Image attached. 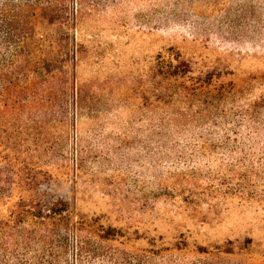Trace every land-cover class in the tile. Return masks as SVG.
<instances>
[{"label": "rangeland", "instance_id": "obj_1", "mask_svg": "<svg viewBox=\"0 0 264 264\" xmlns=\"http://www.w3.org/2000/svg\"><path fill=\"white\" fill-rule=\"evenodd\" d=\"M76 38L87 111L46 200L129 251L264 264V0H88Z\"/></svg>", "mask_w": 264, "mask_h": 264}, {"label": "trees", "instance_id": "obj_2", "mask_svg": "<svg viewBox=\"0 0 264 264\" xmlns=\"http://www.w3.org/2000/svg\"><path fill=\"white\" fill-rule=\"evenodd\" d=\"M87 5L0 0V264H227L220 250L193 261L129 251L114 227L67 200H46L42 187L58 170L68 115L87 111L76 77L83 53L76 31Z\"/></svg>", "mask_w": 264, "mask_h": 264}]
</instances>
